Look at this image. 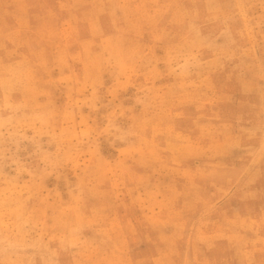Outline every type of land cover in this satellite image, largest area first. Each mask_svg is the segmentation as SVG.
I'll return each instance as SVG.
<instances>
[{
    "label": "rangeland",
    "instance_id": "obj_1",
    "mask_svg": "<svg viewBox=\"0 0 264 264\" xmlns=\"http://www.w3.org/2000/svg\"><path fill=\"white\" fill-rule=\"evenodd\" d=\"M0 264H264V0H0Z\"/></svg>",
    "mask_w": 264,
    "mask_h": 264
}]
</instances>
